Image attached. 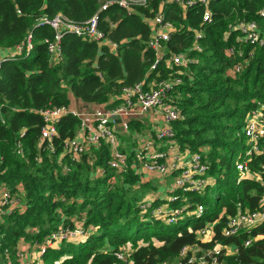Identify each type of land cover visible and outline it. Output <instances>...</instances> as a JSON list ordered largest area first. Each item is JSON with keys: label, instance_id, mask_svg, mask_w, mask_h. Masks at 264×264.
I'll list each match as a JSON object with an SVG mask.
<instances>
[{"label": "trees", "instance_id": "16d2710c", "mask_svg": "<svg viewBox=\"0 0 264 264\" xmlns=\"http://www.w3.org/2000/svg\"><path fill=\"white\" fill-rule=\"evenodd\" d=\"M102 0H0V49L13 48L32 32L33 49L28 56L5 59L0 64V173L1 182L25 193L26 210L4 218L0 232L1 248L13 249L21 238L41 240L60 227H73V218L84 219V229L92 228L75 240L61 242L48 249L43 264H160L174 259L186 245L211 248L215 244L239 247L237 256L224 258L226 264H264V222L252 231L260 237L251 247L243 248L244 234L224 238L227 218L242 210L259 207L264 182V138L257 142L258 151L247 158L248 169L257 179L238 181L236 164L245 159L249 147L243 129L255 103L264 104V46L257 48L242 72L232 74L234 65L243 58H230L226 50L235 45L237 33L228 27L238 21H256L264 28L258 11L264 0H211V23L198 42L202 51L189 52L195 63L170 66L166 60L153 70L154 55L147 47L151 30L144 17L152 18L158 10L173 24L175 31L167 42L168 53L176 54L194 45L193 31L201 28L202 8L182 11L175 2L153 0L147 10L126 11L111 6L98 14L99 29L111 49L84 38L65 34L60 43L61 56L50 62L44 39L53 31L36 25L46 16L61 14L75 22H85L98 11ZM249 52L250 47H243ZM179 77L170 103L184 117L171 124L180 152H199L208 164L209 184L201 193L178 196L171 206L201 204L200 217L184 215L176 224L166 226L139 205L156 195L157 181H141L131 168L116 174L108 167L106 144L72 162L61 159V143L73 138L78 120L66 116L57 124L55 151L47 152L40 143L43 126L40 110L67 106L69 94L83 104L105 105L110 109L120 103L122 88L145 81L156 84ZM112 100V103L109 102ZM128 130L142 132L140 121L128 120ZM17 144L22 155H18ZM38 159V160H36ZM92 162L91 165L88 163ZM66 166L69 172H65ZM102 170L103 174H96ZM214 191L211 204L205 192ZM157 199L154 206L166 203ZM191 211V210H190ZM214 223V237L203 243L196 231ZM35 229V234H26ZM129 253L117 261L114 251Z\"/></svg>", "mask_w": 264, "mask_h": 264}, {"label": "built area", "instance_id": "2783aa9c", "mask_svg": "<svg viewBox=\"0 0 264 264\" xmlns=\"http://www.w3.org/2000/svg\"><path fill=\"white\" fill-rule=\"evenodd\" d=\"M211 0H168L175 2L182 11L194 7L202 8L201 28L193 31L194 45L185 52L176 54L168 53L167 42L170 35L175 31L172 23L164 19L161 10H158L152 18L144 17L145 22L151 30L147 47L154 55V62L151 70L155 66L165 61L170 66H187L195 63L189 57L190 51L201 52L199 46L204 38V27L211 23L212 14L209 10ZM153 0H102L96 14L85 22L72 21L61 14L52 18L43 16L36 25H45L53 31L52 38L44 39L50 62H57L61 56L60 43L65 34H72L79 38H84L90 42H95L99 46L108 45L111 49H116V44L107 41L105 34L99 29L98 14L106 11L111 6H116L127 14L136 9L147 10ZM259 18L264 20V7L258 11ZM229 33H237L235 45L226 50L227 57L243 58L241 62L234 65L232 74L242 72L245 64L253 57L257 48L264 46V34L256 21H238L228 27ZM243 47L249 46L250 51L244 52ZM33 49L32 32H28L26 38L13 48L0 49V64L5 59H16L28 56ZM2 51V52H1ZM181 83L179 77L161 80L156 84H146L145 81L133 86L122 88L117 97L120 103L110 109L97 107L87 112L78 111L75 108L59 106L40 110L38 114L42 117L43 126L40 129V143H44L45 150L53 153L55 151L54 139L58 136L57 124L66 116H71L78 120V129L73 138L66 139L61 143V159L67 155L72 162L79 161L80 157L91 148H98L101 142L107 145L110 159L108 167L116 174L124 173L129 168L128 157L120 151V141L118 140L116 129L119 125L113 118L121 120H141L152 118L155 114L161 118L163 125L155 130L153 138L141 140L135 149L134 160L131 168L137 176L154 174L159 178L172 177L173 186L170 191L179 190L183 194L201 193L209 184L207 175L209 166L203 160L199 152H180L175 141V133L171 124L182 121L184 117L179 113L176 106L170 103L171 94L175 86ZM255 108L249 113L246 125L243 129L245 137L248 139L249 147L245 153V159L236 164L238 181L245 179H257L248 169L247 158L258 151L257 142L264 138V104L256 102ZM137 139V138H136ZM163 146L164 149L159 147ZM22 148L17 144L18 155H22ZM38 160V159H36ZM89 165L92 162L88 163ZM63 170L69 172L64 166ZM98 175L103 174L98 170ZM263 189L259 207L256 210H242L238 205V211L234 216L227 218L222 230L224 238L237 237L244 234L243 248H249L254 241L260 237H253L252 231L264 222V182H260ZM179 199L178 196H168L167 202L154 206L157 199L151 197L144 200L139 209L142 213H149L152 217L160 220L166 226L174 225L181 220L184 215H194L197 218L204 214L205 208L201 204H185L173 207L171 204ZM24 191L17 187L11 189L1 182L0 173V226L4 223V218L12 213H23L26 210ZM191 210V211H190ZM73 227H60L59 229L46 235L41 240H27L21 237L14 245L13 249L1 248V239L4 234L0 232V264H43V257L48 249L54 248L61 242L75 240L85 233L90 234L92 228L84 229V219L73 218ZM214 223H208L203 228L196 231V238L203 243H209L214 237ZM26 234H35V229H26ZM239 247L233 245L215 244L211 248H201L198 245L183 246L177 256L160 264H226L224 258L237 256ZM113 256L117 261H125L129 253L123 250L114 251Z\"/></svg>", "mask_w": 264, "mask_h": 264}, {"label": "crops", "instance_id": "0c3cea01", "mask_svg": "<svg viewBox=\"0 0 264 264\" xmlns=\"http://www.w3.org/2000/svg\"><path fill=\"white\" fill-rule=\"evenodd\" d=\"M150 83H152V82H150ZM68 97H69V104L68 105L71 108H75L80 112L81 111L87 112L90 110H94L97 107L106 109L105 105L83 104L79 100L75 99L72 96V94H69ZM111 103H112V100L109 102V104H111ZM154 116H155V120L150 118V117L145 118V119H141V120H136V121H140L142 123V125L144 126L142 132L128 130V127L126 126V123L128 122V120H122V125H119L118 128L116 129L117 136H120L121 139H123L122 141L119 140L120 145L122 142V147L120 148V151L125 153L127 155V157L131 153L132 154V160H134V153H135V149L138 145V142H142L143 140H146L148 138L149 139L153 138L156 128L163 125L161 118L158 117L156 114ZM159 148L162 150L164 149L163 146H160ZM140 178H141V181H143V182H147V181H154L155 182V180L157 181V183H156L157 190L155 192L156 195L155 196L151 195L148 198L153 197L155 199H166L168 197L167 195L170 192L171 187H167L166 185H164V179L165 178H163V179L159 178L157 175H154V174L140 176ZM172 180H173V178H172Z\"/></svg>", "mask_w": 264, "mask_h": 264}, {"label": "rangeland", "instance_id": "374dc122", "mask_svg": "<svg viewBox=\"0 0 264 264\" xmlns=\"http://www.w3.org/2000/svg\"><path fill=\"white\" fill-rule=\"evenodd\" d=\"M262 24H264V20H262ZM261 28V31L264 33V28L263 27H260ZM118 137V140H120V141H122L123 139H121V137L120 136H117ZM123 138V137H122ZM122 147V142H121V145H120V148ZM119 148V149H120ZM164 185H166L167 187H171V186H173V180H172V178L171 177H165V179H164ZM213 194H214V191L213 190H211V189H208L206 192H205V195H206V197H207V199H208V203L209 204H211V201H212V197H213ZM62 244V243H61ZM61 244H58L59 246L61 245ZM58 245H56V246H58ZM55 246V247H56ZM54 247V248H55Z\"/></svg>", "mask_w": 264, "mask_h": 264}, {"label": "water", "instance_id": "95a60500", "mask_svg": "<svg viewBox=\"0 0 264 264\" xmlns=\"http://www.w3.org/2000/svg\"><path fill=\"white\" fill-rule=\"evenodd\" d=\"M114 119V122L117 124V125H122V120L121 119H117V118H113Z\"/></svg>", "mask_w": 264, "mask_h": 264}]
</instances>
